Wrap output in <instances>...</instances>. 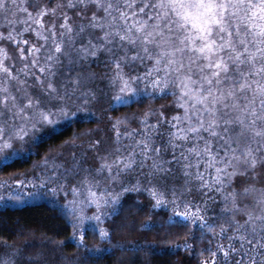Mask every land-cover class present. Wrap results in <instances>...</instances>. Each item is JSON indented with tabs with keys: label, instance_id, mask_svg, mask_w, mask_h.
Wrapping results in <instances>:
<instances>
[{
	"label": "snow or ice",
	"instance_id": "obj_1",
	"mask_svg": "<svg viewBox=\"0 0 264 264\" xmlns=\"http://www.w3.org/2000/svg\"><path fill=\"white\" fill-rule=\"evenodd\" d=\"M28 160L0 205L50 200L86 250L57 264H264V0H0V171ZM0 264L51 262L0 237Z\"/></svg>",
	"mask_w": 264,
	"mask_h": 264
},
{
	"label": "trees",
	"instance_id": "obj_2",
	"mask_svg": "<svg viewBox=\"0 0 264 264\" xmlns=\"http://www.w3.org/2000/svg\"><path fill=\"white\" fill-rule=\"evenodd\" d=\"M163 100H157L155 103H164ZM148 103V101H145ZM129 111L128 108H120L118 113ZM95 120L82 123L79 127L94 126ZM75 128H69L65 131V136L71 135ZM60 137L50 141L55 144L59 142ZM45 148L47 145L44 146ZM32 159H36L33 157ZM31 160L17 163L13 167L0 171V178L6 177L13 171L23 170L30 167ZM143 200V197H140ZM71 235V227L61 218L51 206L49 199L28 200L25 203L11 202L8 206L0 205V237L7 239L9 242L15 241L20 247L26 248L29 251L42 248L46 257L49 251H54L61 258L62 256H71L79 252L84 255L85 249L77 248V244L69 239ZM137 233L125 234V236L117 235V239H133ZM42 236H52L57 239L65 240L63 248L57 250L54 246L44 243ZM158 243L152 246L151 251L126 253L122 250L114 249L111 246L104 248L103 251L93 253L87 264H197L199 259L198 253L185 251L182 246L177 247L182 241L178 238H173L176 243L164 242L157 238ZM86 243L91 246L101 244L98 236L89 232L86 235ZM115 243V241H113ZM103 247V245H101ZM62 260V259H60Z\"/></svg>",
	"mask_w": 264,
	"mask_h": 264
},
{
	"label": "rangeland",
	"instance_id": "obj_3",
	"mask_svg": "<svg viewBox=\"0 0 264 264\" xmlns=\"http://www.w3.org/2000/svg\"><path fill=\"white\" fill-rule=\"evenodd\" d=\"M50 253H48V256L46 257L51 264H57L58 261H62L60 259H62L57 253H55L54 251H49Z\"/></svg>",
	"mask_w": 264,
	"mask_h": 264
}]
</instances>
